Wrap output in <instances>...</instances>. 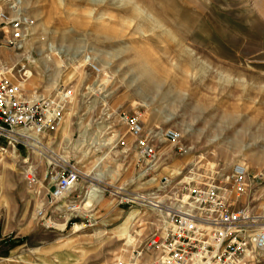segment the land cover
I'll return each mask as SVG.
<instances>
[{
	"label": "rangeland",
	"instance_id": "rangeland-1",
	"mask_svg": "<svg viewBox=\"0 0 264 264\" xmlns=\"http://www.w3.org/2000/svg\"><path fill=\"white\" fill-rule=\"evenodd\" d=\"M0 2L32 20L20 47L0 44L2 61L31 71L29 92H74L37 149L0 139V264L127 261L165 213L145 200L122 202L115 187L170 204L191 177L225 179L236 164L246 163L250 185L239 205L264 219V0ZM123 113L138 115L153 142L157 131L181 134L156 141L149 175L131 149ZM56 161L86 175L52 206L44 175ZM94 186L100 192L88 207ZM69 200L79 205L72 215L61 211ZM250 255V264H264V251Z\"/></svg>",
	"mask_w": 264,
	"mask_h": 264
},
{
	"label": "built area",
	"instance_id": "built-area-1",
	"mask_svg": "<svg viewBox=\"0 0 264 264\" xmlns=\"http://www.w3.org/2000/svg\"><path fill=\"white\" fill-rule=\"evenodd\" d=\"M31 23L30 18L18 11L10 12L0 2V32L5 35L0 44L20 47ZM16 65L10 67L0 58V139L30 147L37 137L58 125L74 92L66 87L53 96L29 92L25 88L28 70L23 67L16 72L14 69L20 66ZM91 65L93 70L100 71L98 66ZM121 121L133 138L130 146L145 165V175L158 162L156 141H177L181 137L180 132L169 128L157 131L153 142L138 115L123 113ZM120 144L128 145L124 138ZM85 175L77 164L51 162L44 181L49 182L52 206L70 198ZM26 177L31 183L36 181L32 170H26ZM163 180L164 184L170 181ZM249 186L248 169L236 164L225 179L191 177L190 182L172 191L174 199L170 204L115 187L116 196L127 198L122 202L141 205V200H145L165 213L161 227L146 241L145 248L133 250L127 261L118 260L117 264H250L251 253L264 251V219L253 216L247 206L239 205ZM78 209L77 201L69 200L61 211L72 215ZM147 252L152 259L144 263L143 253Z\"/></svg>",
	"mask_w": 264,
	"mask_h": 264
},
{
	"label": "bare ground",
	"instance_id": "bare-ground-1",
	"mask_svg": "<svg viewBox=\"0 0 264 264\" xmlns=\"http://www.w3.org/2000/svg\"><path fill=\"white\" fill-rule=\"evenodd\" d=\"M18 5V2L15 3L13 6H17ZM27 75L28 77L31 75V71L28 70L27 72ZM41 146V142H40V139L37 137L31 144L30 148L32 149H37L38 147ZM242 165H244L246 167V163H242ZM247 168V167H246ZM248 169V168H247ZM96 180H100L99 176L97 178H95ZM99 192H100V188L97 187V186H94V187H91L88 191H87V199L88 202H87V206L88 207H91L92 205L90 204V201H92L93 199H95L98 195H99ZM147 205V204H146ZM150 207H152L153 209H157L154 204H148ZM151 208V209H152ZM250 210V208H248ZM138 214V213H137ZM134 215L131 214L129 217H128V221H132L134 219ZM128 232V227L125 226L124 228H122L121 230V233H127ZM251 255H249V258H250ZM253 257V256H252Z\"/></svg>",
	"mask_w": 264,
	"mask_h": 264
}]
</instances>
